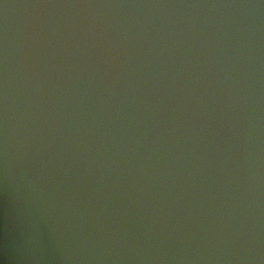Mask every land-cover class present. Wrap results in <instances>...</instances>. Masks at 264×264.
<instances>
[{"label": "clouds", "instance_id": "9594fccd", "mask_svg": "<svg viewBox=\"0 0 264 264\" xmlns=\"http://www.w3.org/2000/svg\"><path fill=\"white\" fill-rule=\"evenodd\" d=\"M149 108L214 146L226 199L187 230L105 233L79 259L264 264V0H0V184L60 155L86 113L99 131ZM22 175L31 195L39 178Z\"/></svg>", "mask_w": 264, "mask_h": 264}, {"label": "water", "instance_id": "95a60500", "mask_svg": "<svg viewBox=\"0 0 264 264\" xmlns=\"http://www.w3.org/2000/svg\"><path fill=\"white\" fill-rule=\"evenodd\" d=\"M191 120L187 113L184 127ZM186 135L184 128L174 130L167 114L152 116L151 108L139 121L99 131L86 113L80 129L63 133L68 140L60 155L54 145L23 164L9 187L0 184V264H89L79 259L81 249L105 233L143 239L150 223L187 230L205 218L208 201L215 212L230 178L213 145L185 143ZM24 170L39 178L31 195Z\"/></svg>", "mask_w": 264, "mask_h": 264}]
</instances>
